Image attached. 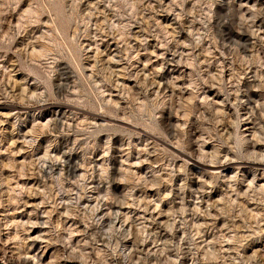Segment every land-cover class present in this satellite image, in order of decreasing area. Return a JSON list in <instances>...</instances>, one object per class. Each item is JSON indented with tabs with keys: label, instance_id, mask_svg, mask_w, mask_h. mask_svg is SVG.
Returning <instances> with one entry per match:
<instances>
[{
	"label": "rangeland",
	"instance_id": "1",
	"mask_svg": "<svg viewBox=\"0 0 264 264\" xmlns=\"http://www.w3.org/2000/svg\"><path fill=\"white\" fill-rule=\"evenodd\" d=\"M0 264H264V0H0Z\"/></svg>",
	"mask_w": 264,
	"mask_h": 264
},
{
	"label": "bare ground",
	"instance_id": "2",
	"mask_svg": "<svg viewBox=\"0 0 264 264\" xmlns=\"http://www.w3.org/2000/svg\"><path fill=\"white\" fill-rule=\"evenodd\" d=\"M230 163H231V162H229V164H230ZM226 165H227V164H226ZM227 169H228V168H225V169H223V170L225 171V170H227Z\"/></svg>",
	"mask_w": 264,
	"mask_h": 264
}]
</instances>
